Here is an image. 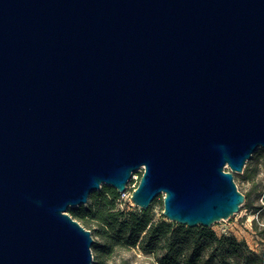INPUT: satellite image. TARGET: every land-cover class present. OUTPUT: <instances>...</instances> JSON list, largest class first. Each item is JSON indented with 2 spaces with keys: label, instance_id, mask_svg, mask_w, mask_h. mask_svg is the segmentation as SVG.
Listing matches in <instances>:
<instances>
[{
  "label": "water",
  "instance_id": "1",
  "mask_svg": "<svg viewBox=\"0 0 264 264\" xmlns=\"http://www.w3.org/2000/svg\"><path fill=\"white\" fill-rule=\"evenodd\" d=\"M260 146L264 0H0V264H93L68 209L140 168L141 209L230 218Z\"/></svg>",
  "mask_w": 264,
  "mask_h": 264
},
{
  "label": "trees",
  "instance_id": "2",
  "mask_svg": "<svg viewBox=\"0 0 264 264\" xmlns=\"http://www.w3.org/2000/svg\"><path fill=\"white\" fill-rule=\"evenodd\" d=\"M105 192L111 200L119 197L113 188ZM103 201L99 207L85 213L97 221L95 232L100 241L92 243L97 255L138 246L143 253L151 254L158 264H264V252L250 249L244 241L233 236H217L203 226L178 224L173 227L166 221L154 222L148 210L141 211L140 215L124 214L116 211L106 196ZM73 217L83 216L73 211Z\"/></svg>",
  "mask_w": 264,
  "mask_h": 264
},
{
  "label": "rangeland",
  "instance_id": "3",
  "mask_svg": "<svg viewBox=\"0 0 264 264\" xmlns=\"http://www.w3.org/2000/svg\"><path fill=\"white\" fill-rule=\"evenodd\" d=\"M226 169L229 170L228 167ZM142 169L136 170L126 183V188L119 193L116 199H110L105 190L113 188L102 184L101 188L93 191L85 204L69 207L68 213L73 217V211L79 212L83 217H73L86 229H89L93 240L100 241L96 235L97 221L92 215H85L88 209H95L103 204L106 196L113 202L114 209L124 214H141L139 206L130 200L133 189L137 186ZM233 179L237 188L244 194L245 199L239 210L230 218L215 221L207 228L215 232L217 236H233L238 241H244L247 246L257 252H264V147H258L246 161L241 172H233ZM114 189V188H113ZM94 194V195H92ZM92 195V196H91ZM162 194L156 196L148 205L147 209L152 221H166L176 227L179 223L170 221L162 215ZM85 215V216H84ZM201 226V225H198ZM205 227V226H203ZM93 264H158L151 254L143 253L138 246L121 247L109 254L97 255L92 245ZM206 257V255L204 256Z\"/></svg>",
  "mask_w": 264,
  "mask_h": 264
},
{
  "label": "bare ground",
  "instance_id": "4",
  "mask_svg": "<svg viewBox=\"0 0 264 264\" xmlns=\"http://www.w3.org/2000/svg\"><path fill=\"white\" fill-rule=\"evenodd\" d=\"M125 187H126V185H125Z\"/></svg>",
  "mask_w": 264,
  "mask_h": 264
}]
</instances>
